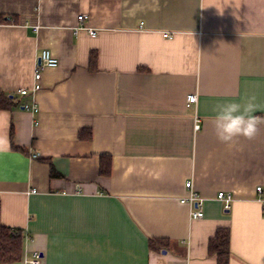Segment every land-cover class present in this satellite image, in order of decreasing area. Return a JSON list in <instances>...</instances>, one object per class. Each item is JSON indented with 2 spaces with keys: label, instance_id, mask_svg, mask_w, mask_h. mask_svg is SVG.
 <instances>
[{
  "label": "crops",
  "instance_id": "0c3cea01",
  "mask_svg": "<svg viewBox=\"0 0 264 264\" xmlns=\"http://www.w3.org/2000/svg\"><path fill=\"white\" fill-rule=\"evenodd\" d=\"M43 49L58 66L33 91ZM0 93V225L25 236L14 264H217L220 228L229 264H264V124L228 146L213 119L252 98L264 116V0H0ZM188 181L200 219L180 202Z\"/></svg>",
  "mask_w": 264,
  "mask_h": 264
},
{
  "label": "trees",
  "instance_id": "16d2710c",
  "mask_svg": "<svg viewBox=\"0 0 264 264\" xmlns=\"http://www.w3.org/2000/svg\"><path fill=\"white\" fill-rule=\"evenodd\" d=\"M12 19V18H11ZM96 53L90 54V70H95ZM12 100L6 98L0 93V109L9 107ZM80 138L86 136L80 132ZM15 150L20 148L12 146ZM21 150V149H20ZM100 174L108 176L110 174V158L109 156H101ZM51 175H54L51 169ZM24 232L21 229H13L0 225V264H14L20 261L24 243ZM156 241L150 240V248L153 250L160 248L162 245L155 244ZM208 253L214 256L217 264H229L230 259V231L227 228H220L216 231L214 237L210 239L208 244Z\"/></svg>",
  "mask_w": 264,
  "mask_h": 264
},
{
  "label": "clouds",
  "instance_id": "9594fccd",
  "mask_svg": "<svg viewBox=\"0 0 264 264\" xmlns=\"http://www.w3.org/2000/svg\"><path fill=\"white\" fill-rule=\"evenodd\" d=\"M50 67H55V61H49ZM254 98L245 105L236 102L217 103L213 112L214 128L217 139L232 146L239 137L253 139L259 132V126L264 124V116L256 115ZM25 264L27 260L25 259Z\"/></svg>",
  "mask_w": 264,
  "mask_h": 264
},
{
  "label": "built area",
  "instance_id": "2783aa9c",
  "mask_svg": "<svg viewBox=\"0 0 264 264\" xmlns=\"http://www.w3.org/2000/svg\"><path fill=\"white\" fill-rule=\"evenodd\" d=\"M84 16L80 15L78 17V20H83ZM37 29V27H35ZM90 36H95L96 32L90 30L89 31ZM164 38L169 37L168 34H163L162 35ZM55 61V67L58 66V60L51 54V52L47 49H43L41 50L38 60L34 66V75H33V79H34V87H33V91H36L39 89V80L41 77V72L42 70L47 68H53L49 66V61ZM54 67V68H55ZM27 93L26 90H21L20 94L21 95H25ZM186 107L188 109H191L192 106L196 103V96L195 95H188L186 97ZM26 109L28 107H25ZM199 129V120L196 119L195 123H194V130H198ZM33 158H37L38 155L37 154H33L32 155ZM185 188H187L186 190L188 191V195L181 199L180 202L181 203H186L188 205L191 206V212H190V217L191 219H200L203 216V199L198 195V193H196L193 188H192V184L191 182H186L185 183ZM257 190L260 192V187L257 188ZM217 199L219 201H221L224 204V208L228 209L230 203L232 202V197L229 194L220 192L217 195ZM42 255L40 252H33L32 253V259L29 260L27 263L28 264H39L40 263V259H41Z\"/></svg>",
  "mask_w": 264,
  "mask_h": 264
}]
</instances>
